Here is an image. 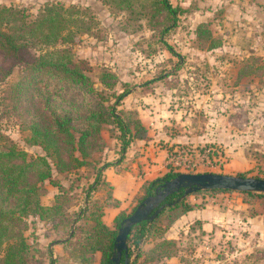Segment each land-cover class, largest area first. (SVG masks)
Masks as SVG:
<instances>
[{"label": "rangeland", "instance_id": "obj_1", "mask_svg": "<svg viewBox=\"0 0 264 264\" xmlns=\"http://www.w3.org/2000/svg\"><path fill=\"white\" fill-rule=\"evenodd\" d=\"M170 1L184 11L166 32L163 28L173 22L157 12L154 0H137L131 9L104 0H0V6L25 8L32 18L50 2L88 9L94 17L92 28L77 34L71 48L96 88H103L106 95L130 88L118 110L132 128L139 119L173 137L176 149L171 152L180 162V172L233 171L264 177V0ZM200 23L221 40L219 46L208 48L210 37L197 36ZM2 64L13 66L0 54ZM105 71L115 74L111 78L114 89L105 88L100 81ZM19 76L18 65L7 77L0 74V132L29 156L45 154L31 141L25 99L13 96ZM120 134L116 123L104 124L103 146L89 158L90 164L65 172L54 170L52 181L44 182L46 192L41 202L56 204V195H60L58 211L63 210V214L25 218L23 233L31 247L30 264H51L48 250L57 260L55 264H87L73 258L64 240L71 236L79 213L87 214L88 201L109 193L104 183L91 188L96 177L94 166L107 162L110 150L121 146ZM208 148L214 149L215 155L206 162L202 154ZM187 157L197 159L198 166L187 167ZM239 196L243 208L235 207L236 202L230 206L223 192L196 195L200 206L218 203L222 211L231 209L242 216H229L216 224L209 236H202L196 222L194 230L177 240L181 264H264V198L246 193ZM191 198L193 201L194 196ZM248 217L255 218L251 221ZM81 224L84 221L78 227ZM160 224L163 226L165 220ZM86 229L90 230L88 225ZM150 243L147 249L154 245L153 240ZM143 259L141 255L136 264ZM163 259L150 263L160 264ZM164 263L174 264L166 259Z\"/></svg>", "mask_w": 264, "mask_h": 264}, {"label": "trees", "instance_id": "obj_2", "mask_svg": "<svg viewBox=\"0 0 264 264\" xmlns=\"http://www.w3.org/2000/svg\"><path fill=\"white\" fill-rule=\"evenodd\" d=\"M104 1L118 8L131 9L137 0ZM154 3L157 12L164 13L173 22L163 28L162 31L166 32L175 25L184 8L174 6L170 0H154ZM93 22L94 17L88 9L75 5L66 7L59 2L47 3L33 18L25 8L0 6V54L5 61L13 63L10 68L0 65V74L3 78L7 77L12 73L14 65L20 67L13 96L25 99L31 141L45 151V154L29 156L0 132V264H30L28 255L31 247L23 233L27 228L25 218L38 215L41 219H46L58 213L63 214V210L58 211L61 207L60 195H56V204L46 205L41 202V196L46 192L44 182L47 179L52 181L54 170L65 172L90 164L89 158L103 146L101 132L104 124L118 125L121 130L118 136L121 140V152H125L132 139L148 136V129L141 120H135L132 128L130 121L118 110V105L130 92V88L106 95L103 88H96L94 81L75 57L71 44L77 34L90 30ZM196 33L199 38L204 35L210 37L208 48L221 44V40L212 35L205 23L198 25ZM167 47L174 53L171 46L167 44ZM115 77L113 72L105 71L100 76V81L105 88L114 89L115 82L111 78ZM111 95L114 97L113 101ZM206 153L208 159L214 158V149L208 148ZM49 158L53 160L50 161ZM109 165L111 163L107 161L94 166L95 184L91 186L94 189L104 183L108 186L109 193L88 201L87 214L79 213L71 236L64 240V244L70 247L73 258L81 263L112 264L111 256L118 229L131 213L121 210L115 217L113 227L103 220L104 208L109 204H118L112 197V186L102 179V169ZM168 168L164 175L144 183L142 194L135 197L134 208L147 196L154 194L165 180L181 173L172 164ZM233 191L235 190H198L183 198L181 196L184 189L170 194L165 199L166 206L154 219L141 221L131 228L128 235L130 257L133 254L130 241L134 248L140 249L131 264H136L141 255L145 259L140 264H147L179 254L177 240L166 237V231L181 215L200 207L190 199L192 195L196 196L200 192L213 194ZM243 193L261 195L264 198V193ZM87 197L90 198L89 193ZM65 212L64 210V214ZM90 220L93 221L91 226L88 224ZM161 220H165L163 226L160 224ZM81 221L84 224L78 227ZM19 224L22 225L20 228ZM86 225L90 230H85ZM79 232L84 235L81 237ZM152 240L154 245L151 248H140L142 244ZM48 256L50 263L55 264L57 260L51 250H48ZM123 259L124 257L121 264Z\"/></svg>", "mask_w": 264, "mask_h": 264}, {"label": "crops", "instance_id": "obj_3", "mask_svg": "<svg viewBox=\"0 0 264 264\" xmlns=\"http://www.w3.org/2000/svg\"><path fill=\"white\" fill-rule=\"evenodd\" d=\"M146 127L148 128V136L146 138H134L125 152H121V146H118L116 149L110 150V153L106 157L111 165L102 169V179L112 186V197L118 202L117 205L109 204L104 208L103 220L111 227L114 226L115 217L121 210L128 213L132 212L136 205L135 197L142 194V187L145 182L164 175L169 169V164L178 166L177 159L173 157L171 152L176 149L172 146L175 141L173 137L161 134V130L153 129L150 126ZM180 141L182 140H177V143ZM225 173L233 174L234 172L228 171ZM239 193L242 192H223V196L230 201L228 202L230 206L233 205V202H236L238 205L235 207L243 208L245 204ZM190 199L192 198L190 197ZM193 199V201H198L196 196ZM234 215L241 217L242 212H233L231 209L222 211L218 203H206L204 206L187 211L176 219L166 231V237L178 240L185 233H188V230L196 222H198V230L203 234L202 236H209L214 231L216 224ZM255 217H248V219L251 220V218ZM255 220L259 221V217L257 216ZM132 246L134 249V245ZM150 246V241H147L140 248L147 249ZM136 249L137 251L135 252L137 253L140 249ZM132 256H134V253ZM97 257L99 258V253ZM135 257L136 254L131 259V262ZM165 259L168 263L181 264L179 255L165 257ZM165 259L160 264H163Z\"/></svg>", "mask_w": 264, "mask_h": 264}, {"label": "water", "instance_id": "obj_4", "mask_svg": "<svg viewBox=\"0 0 264 264\" xmlns=\"http://www.w3.org/2000/svg\"><path fill=\"white\" fill-rule=\"evenodd\" d=\"M184 189L181 198L198 190L226 189L241 192L264 193V178L257 176H243L217 172H181L177 176L165 180L154 194L143 199L133 211L122 221L114 243L111 256L112 264H131L128 248V235L131 228L144 220L154 219L166 206L165 199L172 193Z\"/></svg>", "mask_w": 264, "mask_h": 264}, {"label": "built area", "instance_id": "obj_5", "mask_svg": "<svg viewBox=\"0 0 264 264\" xmlns=\"http://www.w3.org/2000/svg\"><path fill=\"white\" fill-rule=\"evenodd\" d=\"M202 157H203L202 160L209 162L207 153L204 152L202 154ZM184 163L187 165V167H195V166H198L199 161L195 158H191V157L188 158L187 157V158H185ZM177 164L178 165L180 164V162L178 160H177Z\"/></svg>", "mask_w": 264, "mask_h": 264}]
</instances>
